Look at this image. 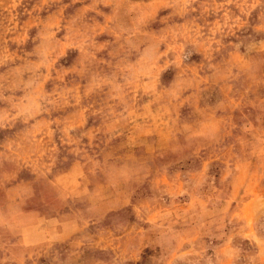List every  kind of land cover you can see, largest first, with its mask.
Wrapping results in <instances>:
<instances>
[{
	"label": "rangeland",
	"instance_id": "1",
	"mask_svg": "<svg viewBox=\"0 0 264 264\" xmlns=\"http://www.w3.org/2000/svg\"><path fill=\"white\" fill-rule=\"evenodd\" d=\"M0 264H264V0H0Z\"/></svg>",
	"mask_w": 264,
	"mask_h": 264
}]
</instances>
